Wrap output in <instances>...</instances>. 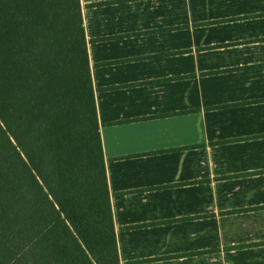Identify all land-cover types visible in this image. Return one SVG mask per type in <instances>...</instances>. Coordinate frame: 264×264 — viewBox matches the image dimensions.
<instances>
[{
	"label": "crops",
	"instance_id": "0c3cea01",
	"mask_svg": "<svg viewBox=\"0 0 264 264\" xmlns=\"http://www.w3.org/2000/svg\"><path fill=\"white\" fill-rule=\"evenodd\" d=\"M121 264H264V0H80Z\"/></svg>",
	"mask_w": 264,
	"mask_h": 264
},
{
	"label": "trees",
	"instance_id": "16d2710c",
	"mask_svg": "<svg viewBox=\"0 0 264 264\" xmlns=\"http://www.w3.org/2000/svg\"><path fill=\"white\" fill-rule=\"evenodd\" d=\"M0 264H121L80 0H0Z\"/></svg>",
	"mask_w": 264,
	"mask_h": 264
}]
</instances>
